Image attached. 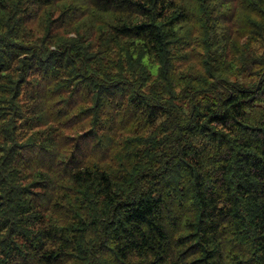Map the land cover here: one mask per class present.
I'll return each mask as SVG.
<instances>
[{
  "label": "trees",
  "instance_id": "trees-1",
  "mask_svg": "<svg viewBox=\"0 0 264 264\" xmlns=\"http://www.w3.org/2000/svg\"><path fill=\"white\" fill-rule=\"evenodd\" d=\"M0 264H264V0H0Z\"/></svg>",
  "mask_w": 264,
  "mask_h": 264
}]
</instances>
